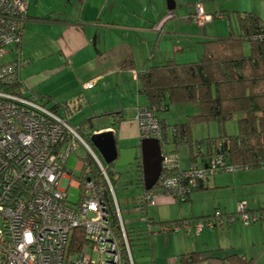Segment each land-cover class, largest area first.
Returning <instances> with one entry per match:
<instances>
[{
    "label": "crops",
    "instance_id": "0c3cea01",
    "mask_svg": "<svg viewBox=\"0 0 264 264\" xmlns=\"http://www.w3.org/2000/svg\"><path fill=\"white\" fill-rule=\"evenodd\" d=\"M180 1L183 2L182 8H188L186 17L185 10H181V13L177 10ZM206 1L176 0V8L169 9L167 0H32L28 10L21 46L23 60L25 63L27 60L31 66L37 64L39 68L41 66L38 64H41L42 67L39 72L26 78L19 73L21 91L53 107L63 116L70 114L69 109H65L67 104L73 112L89 103L90 115L86 117L98 115L96 128L90 131H114L119 155L113 168L118 174L122 173L117 182L121 181V186L126 189L120 196L116 194V198L121 214L126 217V225L135 234L142 229V233L136 235L139 238L146 236L142 239L146 245L143 258L147 264H235L232 259H223L229 254L244 255L253 258L254 264H264V219L253 225H242L235 219L228 225L208 227L198 234L166 231L157 222L203 216L213 212L210 205H219L215 208L222 210L233 209L234 206L230 207L229 200L222 193L233 188L236 200V197H240L237 193L239 188L251 181L261 182L254 190L256 207L251 206L249 201L251 210L258 213L264 208V168L254 171L252 179L245 174L239 177L234 172L227 177L216 174L203 179L186 200L180 201V205L171 196H159L158 203L151 205L154 208H147L146 213L155 223H148L135 208L138 197L145 190L143 171L138 166L142 138L136 113L140 105L148 104L140 90L138 74L149 66L169 59L180 62L175 52L195 50L204 40L219 36L209 32L206 27L202 29L191 19L198 3L208 13L217 12V17L229 16L221 8L208 11ZM183 17L196 26L187 24ZM12 53L15 58L18 57L17 53ZM130 54L134 57L131 67L125 66ZM90 79H94V83L84 87L83 83ZM111 87L117 91L108 93ZM89 91H92L93 99L99 97L97 103L87 94ZM68 94L72 95L66 97ZM61 97L65 98L63 102L59 101ZM118 109L124 110L125 117L117 124H112L108 117L101 115L105 111ZM159 117L171 123L167 116ZM197 127L195 125L193 128V137ZM201 149L205 153L208 151L204 143L195 145L196 153ZM208 158L209 155L203 153L193 158L189 146V161L186 164L178 161V167L186 169L194 161L205 164ZM131 162L135 166L126 176L124 166L120 167L125 171L119 165ZM82 168L83 160L80 158L76 164L78 171L68 170L70 173L64 179L65 187L71 184L80 187L78 175ZM114 190L116 192L115 187ZM245 194H251V191ZM219 248L223 251L218 252ZM189 252H199V260L181 261L182 255Z\"/></svg>",
    "mask_w": 264,
    "mask_h": 264
},
{
    "label": "built area",
    "instance_id": "2783aa9c",
    "mask_svg": "<svg viewBox=\"0 0 264 264\" xmlns=\"http://www.w3.org/2000/svg\"><path fill=\"white\" fill-rule=\"evenodd\" d=\"M32 0H0V58L21 51L28 10ZM192 18L198 24L213 19L199 5ZM264 39V32L253 35ZM21 81L19 59L0 62V264H136L118 200L103 162L93 145L65 116L34 97L12 88ZM94 79L83 83L89 87ZM141 138L161 139L162 125L157 109L140 105L136 113ZM85 145L107 177L121 233L111 224V214L102 188L94 178L80 180L79 203L69 200L64 179L72 150ZM163 168L178 164L176 152L163 148ZM248 164L230 162L224 152L209 157L206 164L192 162L177 174L163 170L156 188L145 189L139 208L156 205L159 196L185 199L200 180L222 171L243 170ZM93 208L95 215H89ZM245 225L264 219L252 212L249 202L238 203ZM235 213L216 210L212 217L166 224V231L201 232L225 222ZM81 239H74L76 230Z\"/></svg>",
    "mask_w": 264,
    "mask_h": 264
},
{
    "label": "trees",
    "instance_id": "16d2710c",
    "mask_svg": "<svg viewBox=\"0 0 264 264\" xmlns=\"http://www.w3.org/2000/svg\"><path fill=\"white\" fill-rule=\"evenodd\" d=\"M234 12L236 13L239 31L231 28L228 36H215L204 40L202 42L203 54L198 60L177 62L174 59H169L166 62L149 66L140 71L138 74L140 90L148 99L147 105L155 107L157 110L168 108L171 104L186 102H195L199 105L198 111L189 114L183 121L171 124L166 119L160 118L163 145L169 142L171 137L176 146L174 150H177V147L181 144H188L193 158L202 153L211 157L217 152H224L227 159L234 164H248L249 167L246 169L259 168L264 165V39H253V35L264 32V17L250 10H236ZM227 14L230 16V11L227 10ZM217 16V12H214L213 18ZM191 19L193 20L192 15ZM246 42H249L248 52L245 51ZM133 65L134 57L130 54L125 61V66L131 67ZM21 84L19 80L7 88L22 92ZM65 109H69V113L72 112L68 104ZM237 114L238 131L233 134L228 133L225 126L226 121ZM101 115L108 117L112 124L121 122L125 117L123 109L105 111ZM97 117L98 115L85 117L79 122L78 127L99 154L107 175L114 186L122 173L118 174L113 168L115 161L108 163L104 160L91 140L93 132L90 130L96 128ZM202 122H216L218 135H210L204 140L194 139L193 128L197 123ZM203 143L208 151L205 153L201 149L196 153L195 145H202ZM141 157V155L138 157V166L143 171ZM80 158L83 160V168L78 175L81 186L85 178L91 177L97 181L103 193L108 192L107 206L110 213H112L110 217L111 224L120 234L121 230L113 195L103 169L89 151L80 154ZM208 160L209 158L207 162ZM180 170L178 164L163 168L166 175L177 174ZM200 181L193 190L199 187ZM159 185L160 183L157 182L153 188ZM188 197L183 200L178 199L184 201ZM137 205L139 206L138 202ZM140 210L148 223L156 222L146 214L147 207L142 205ZM216 210L203 216L182 217L157 222H160L163 229L166 224L212 217L215 215ZM222 213L234 212L222 211ZM258 213L264 214V208L258 210ZM230 223L232 222H225L213 227H221ZM126 228L131 246L133 235L141 234L142 229H139L135 234V232L133 233L134 230H131L127 225ZM78 231L82 230H76L74 239H81ZM170 232L178 231L173 230ZM142 238H146V236ZM221 251L223 249L219 248L218 252ZM227 258L232 259L235 264L255 263L253 258H247L244 255L229 254L223 257V259ZM197 260H199V252L184 253L181 257V261L186 263Z\"/></svg>",
    "mask_w": 264,
    "mask_h": 264
},
{
    "label": "rangeland",
    "instance_id": "374dc122",
    "mask_svg": "<svg viewBox=\"0 0 264 264\" xmlns=\"http://www.w3.org/2000/svg\"><path fill=\"white\" fill-rule=\"evenodd\" d=\"M187 2V0H185ZM207 0V7H208V11L212 10L211 12L214 11V8H221L223 9V11L225 13H227V10L230 11L231 13V17H229L228 15L225 16L224 18H220V17H214V20H208L207 22H205L204 24H199L201 25V28H207L209 30V32H212V34L215 35H219V36H228L230 34V30H231V24H233V28L236 31H239V25L237 22V17H236V13L234 12V10H252L254 12H257L259 14H261L264 17V0ZM183 2L180 1L179 2V8L177 9L180 13L181 10H185V17L188 16L189 11L187 6H184V8H182ZM185 5V4H184ZM198 6L199 3L197 4V10L198 11ZM212 15L214 13H211ZM184 18V17H183ZM181 19V18H180ZM185 19V18H184ZM232 21H231V20ZM187 24H192L194 26H196L195 22L193 24V22H189L188 19H185ZM183 21V20H180ZM215 21V22H214ZM214 22V23H213ZM198 24V23H197ZM205 25V26H203ZM188 28V26L186 27ZM186 44V43H185ZM194 44H198V43H194ZM199 52H198V50ZM195 50H186L184 53H182L181 51H177L174 54L177 55V57L179 58L178 61L180 62H185V61H194V60H198L201 58L202 54H203V43L198 44ZM25 50V49H24ZM245 51L248 52L249 51V42H246L245 44ZM17 58H15V54L14 53H9L7 55H5L3 58H0V62L2 60H8L10 58L12 59H19V73L21 72V75L23 78H26L27 76L36 73L37 71H40V68L42 67H37V64H34L33 66H31V64L25 63V60H23V52L20 51L19 53H17ZM46 67V66H44ZM43 74H41L42 76ZM28 80V79H27ZM93 87V86H92ZM97 87V86H96ZM94 87L93 90L96 88ZM92 89V88H91ZM29 91H31V89H29ZM116 88L115 87H111L110 89H108V93L112 94L113 92H116ZM107 92V91H106ZM92 91L87 92V94H89L90 98L93 99V94ZM72 94H68L66 97H70ZM144 100L146 102V100L148 101L146 95L144 94ZM65 98L59 99V101L63 102L62 100H64ZM99 100V97H96L95 99H93V102L97 103ZM86 101V100H84ZM92 104V103H91ZM89 103H86V106L82 107L81 109H75L72 113H70L69 115H64L66 116V118L74 125V126H78L79 122L82 118L90 115L89 114ZM199 109V105L195 102H186V103H181V104H171L169 109L166 110H157V114L158 116H167L168 118L171 119V123L174 122H180L183 121L187 118V116L191 113H195L197 112ZM198 127L195 128L194 130V137L196 139H206L208 136H216L218 135V125L216 122H211V123H197L196 124ZM226 129L228 131V133H237L238 131V114L236 116H234L233 118L229 119L226 121ZM86 137V136H85ZM87 138V137H86ZM175 144L172 142V139L169 138V142L164 144V149L165 150H172L175 149ZM88 150L85 147V145L80 144V146H78V148H76L75 150H72L67 162H66V169L67 170H72L77 172L78 170H76V164L80 159V154H84L86 153ZM176 152L178 158H179V162L186 164L189 161V145L184 144V145H180L178 150L174 151ZM120 166H124L125 170L123 168H121ZM135 166V164L133 162L131 163H127V165H123L120 164L119 168L123 169L125 171L126 176H128L131 172H132V168ZM264 165L259 167V168H250V169H243V170H234V171H222V172H218V175H221L223 177H227L228 175L230 176L232 174V172H234L235 174H238L239 177H241L242 175H247L248 177H250L251 179L254 178L252 176V174L254 173V171L259 170V169H263ZM131 170V171H128ZM253 182V181H251ZM248 183L247 185L240 187L238 190V194L240 195V197H236L235 200V194L233 193V188L231 189H227L226 192L222 193L226 196V198L229 200L228 203L230 205V207H232L233 209H229V210H222L220 207H218V210H222V211H226V212H232L235 211V216H236V222H240L242 225H245L241 218H240V213L238 212V203L241 200L246 199L248 202L250 201L251 206H255L257 205V200H256V195L254 190H256L259 186L258 184L260 183ZM122 182L119 181L117 182L114 187L116 189V192L114 190L115 195L117 194V196H120L122 194V191H125L126 189L124 187L121 186ZM257 186V188L255 189V187ZM130 190V189H129ZM248 190L251 191V194L246 195L245 193L248 192ZM68 192H69V200L73 203H78L79 199H80V192L81 189L79 186H75L73 184L68 186ZM240 198V199H239ZM176 201H178V205H180V200L176 199ZM183 202V201H182ZM219 206V205H215ZM225 206V205H224ZM250 206V205H249ZM215 207H212L210 205L209 208H211V210H216ZM136 208V212L137 213H142L140 208L138 206H135ZM148 210L150 208H154L152 206H147ZM123 210V209H122ZM124 213V212H123ZM89 215H95L93 208H90V213ZM123 220L124 222L127 224L126 221V217L122 214ZM254 222L255 223H258ZM251 224V225H253ZM156 227V226H154ZM146 228L147 225H146ZM178 232H184V231H178ZM194 233V232H193ZM133 239L131 240V249H132V253L133 256L135 258V260L137 261V264H147L146 260H144L143 255L145 254L146 250H145V243L144 240L142 238H139V236L133 235L132 237Z\"/></svg>",
    "mask_w": 264,
    "mask_h": 264
},
{
    "label": "water",
    "instance_id": "95a60500",
    "mask_svg": "<svg viewBox=\"0 0 264 264\" xmlns=\"http://www.w3.org/2000/svg\"><path fill=\"white\" fill-rule=\"evenodd\" d=\"M169 9H175L176 0H167ZM91 140L104 160L108 163L118 158L119 150L113 130L108 129L91 134ZM141 160L143 165V180L145 188L151 189L158 182L163 170V143L159 137H143L141 139ZM108 199V192H105Z\"/></svg>",
    "mask_w": 264,
    "mask_h": 264
}]
</instances>
